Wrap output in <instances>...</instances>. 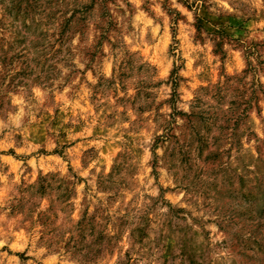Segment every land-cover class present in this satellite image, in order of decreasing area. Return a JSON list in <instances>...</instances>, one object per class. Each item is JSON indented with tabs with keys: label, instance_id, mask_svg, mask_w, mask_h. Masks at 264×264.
Returning <instances> with one entry per match:
<instances>
[{
	"label": "rangeland",
	"instance_id": "374dc122",
	"mask_svg": "<svg viewBox=\"0 0 264 264\" xmlns=\"http://www.w3.org/2000/svg\"><path fill=\"white\" fill-rule=\"evenodd\" d=\"M8 1L0 264H264L235 219L264 188V0ZM36 25L50 85L12 88Z\"/></svg>",
	"mask_w": 264,
	"mask_h": 264
},
{
	"label": "trees",
	"instance_id": "16d2710c",
	"mask_svg": "<svg viewBox=\"0 0 264 264\" xmlns=\"http://www.w3.org/2000/svg\"><path fill=\"white\" fill-rule=\"evenodd\" d=\"M0 4H2L5 8V11L10 13L14 10L12 9L13 6H15L14 2H9L8 0H0ZM20 12V10H17L16 13ZM28 34L29 37L34 36L33 39L30 40V45H26L27 56L25 57L23 64V71L21 73H16V75L13 77L12 80V88H17L21 85L23 86H29L30 82L31 84H41L48 86L50 85V80L53 76L54 68L52 66L47 65V59L42 60L44 58V55L47 51V49H40L41 46H45L48 43V33L44 30H41L39 25H36L34 28L29 27L28 28ZM27 39V38H26ZM18 45L21 44V41L17 40ZM18 50V46H11L10 49L6 48L5 44L0 42V65H6L9 61H11L13 58H15V55H11L10 51ZM19 52H15L17 54ZM19 58V57H18ZM20 79V80H18ZM179 74L178 69H175L171 76V82L173 85V99L172 103L175 104L178 101V86H179ZM257 94V91L254 92L253 96ZM236 106V103H233ZM195 108H199V106L194 107L193 112L191 115L182 114L181 112H178V114L188 117V124L189 127L195 126V120L197 121H203V118L206 117V115L209 116L210 113H205L202 111H195ZM246 108L242 110L240 107H236L234 109H230L228 111V115L231 117V119H236L237 122L241 121L242 118L245 116ZM219 114L213 113L210 114V117H212L215 120V123L220 121V118L218 116ZM227 116V115H226ZM224 116V117H226ZM169 125V123H168ZM196 127V126H195ZM200 129V127H199ZM196 137H201V134L198 130L194 131ZM168 134V133H167ZM192 134V133H191ZM165 138L168 137V135L164 136ZM171 137V136H170ZM196 137H191L189 143L193 144L194 142H198ZM246 205H248L247 213L239 214L237 217H235L236 220H242L243 225L245 226V229L251 232V237L257 239V242L264 243V188L258 189L257 187H251L249 195L245 197ZM233 247L237 250L239 249L240 245L239 243L233 244ZM263 260H264V254H263Z\"/></svg>",
	"mask_w": 264,
	"mask_h": 264
}]
</instances>
